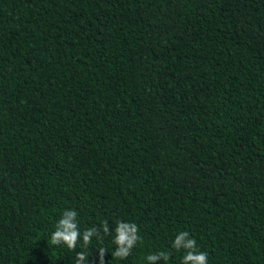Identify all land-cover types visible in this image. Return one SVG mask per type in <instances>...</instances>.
I'll return each mask as SVG.
<instances>
[{
    "label": "trees",
    "instance_id": "1",
    "mask_svg": "<svg viewBox=\"0 0 264 264\" xmlns=\"http://www.w3.org/2000/svg\"><path fill=\"white\" fill-rule=\"evenodd\" d=\"M183 231L264 264V0H0V264H181Z\"/></svg>",
    "mask_w": 264,
    "mask_h": 264
},
{
    "label": "clouds",
    "instance_id": "2",
    "mask_svg": "<svg viewBox=\"0 0 264 264\" xmlns=\"http://www.w3.org/2000/svg\"><path fill=\"white\" fill-rule=\"evenodd\" d=\"M77 213L73 210L65 211L62 219H60L56 225V230L52 234L51 242L53 245H60L61 243L67 245L69 249L75 250L77 243L81 237L77 223L71 222L76 219ZM105 234H109V226L107 221L102 225ZM139 228L135 223L129 222H116L115 237L113 243L116 245V249L112 254L114 257L119 259L127 258L132 249L140 241L141 237L138 235ZM98 235L99 231L93 227L85 230L83 233L84 246H87L91 242L93 235ZM189 237L188 231L180 232L176 235L173 248L179 250L181 248L187 250V254L184 255L181 264H188V261H192L193 264H208V256L206 252L198 251L196 249V240L194 238L186 239ZM193 251L196 254L193 255ZM106 251L101 248L99 250L100 264H104V255ZM87 259L84 252H77L76 264H81L82 261ZM148 264H158L163 259L165 262L169 259V254L165 252L152 253L147 256Z\"/></svg>",
    "mask_w": 264,
    "mask_h": 264
}]
</instances>
